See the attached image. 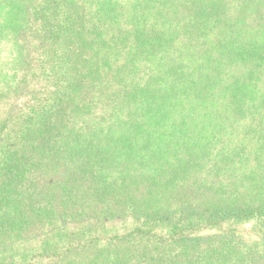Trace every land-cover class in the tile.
Segmentation results:
<instances>
[{
  "label": "trees",
  "instance_id": "1",
  "mask_svg": "<svg viewBox=\"0 0 264 264\" xmlns=\"http://www.w3.org/2000/svg\"><path fill=\"white\" fill-rule=\"evenodd\" d=\"M0 264H264V0H0Z\"/></svg>",
  "mask_w": 264,
  "mask_h": 264
},
{
  "label": "rangeland",
  "instance_id": "2",
  "mask_svg": "<svg viewBox=\"0 0 264 264\" xmlns=\"http://www.w3.org/2000/svg\"><path fill=\"white\" fill-rule=\"evenodd\" d=\"M246 236H247L248 238H255L253 235H251V234H249V233H247Z\"/></svg>",
  "mask_w": 264,
  "mask_h": 264
}]
</instances>
